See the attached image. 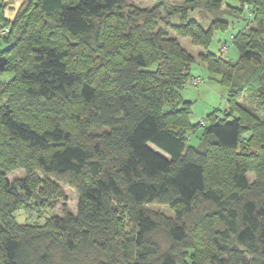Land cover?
<instances>
[{"label": "trees", "instance_id": "trees-1", "mask_svg": "<svg viewBox=\"0 0 264 264\" xmlns=\"http://www.w3.org/2000/svg\"><path fill=\"white\" fill-rule=\"evenodd\" d=\"M238 2L182 0L169 13L226 87L222 115L202 123L190 102L175 104L194 56L157 28L160 4L20 0L7 20L0 2V264H84L89 253L99 264H264V120L240 101L264 110V0ZM247 9L230 37L237 59L209 51L223 14ZM54 183L74 188L76 213L62 204L40 225L17 221L66 198Z\"/></svg>", "mask_w": 264, "mask_h": 264}, {"label": "rangeland", "instance_id": "rangeland-1", "mask_svg": "<svg viewBox=\"0 0 264 264\" xmlns=\"http://www.w3.org/2000/svg\"><path fill=\"white\" fill-rule=\"evenodd\" d=\"M2 0H0L1 2ZM7 5L3 7V15L4 18L7 20H11L14 16V13L19 8L20 0H5ZM127 3H132L141 8H151L156 4L161 5V13L162 19L158 21L157 28L165 31L170 36H177L179 44L182 48L187 50L194 56V61L190 66V75L192 77L201 76L204 79V83L198 86H193L188 83L183 85L180 90L178 91V99L175 103L178 107H181L183 101L190 102V109H191V116L193 120L196 122L202 123L206 115L211 113L214 110H219V115L221 116L225 107H226V87L218 81V75L215 73H209L205 66L202 64L201 60L198 57V53L202 51L199 46L193 45L191 39L188 36H182L176 34V32L172 29L170 23H179V17L181 14L175 13L173 15H169L171 11H173L174 5H180L182 0H125ZM238 0H223V8L227 6H238ZM228 12V11H225ZM247 12L245 11L241 17L231 16L229 14H223V19L228 22V28L224 31L222 30H215L210 41L208 50L222 54L224 57L235 61L238 57L237 51L232 46L230 37L234 34L239 28L242 27L244 23V19L247 17ZM193 13V14H192ZM190 15L194 16L196 19L200 20L203 16H208L210 12L208 11H194ZM226 46V49L223 48ZM4 48V45L0 43V49ZM1 79H5L3 76L0 77ZM240 101H242L243 105L247 107L253 108L260 117L264 120V110L261 108H255L258 101L251 100L250 97L244 96ZM192 123H195L191 121ZM203 133V127H198L194 131H187L185 133L186 137V144L188 146H198L201 141V136ZM156 151L162 153L157 148L153 147ZM163 154V153H162ZM41 179V176L38 175ZM247 176L250 179L253 177L251 173H248ZM7 179L11 182L14 181L16 178H23L24 171L22 169H17L13 172H10L6 175ZM55 186L65 194L66 198H55L51 197L49 199L48 207L46 206H37V208H42L41 215H39L36 210L26 211L25 209L18 210L15 213L16 219L19 222H34L38 225L44 223L46 216L51 215H61V207L62 204H65L70 212L73 214L76 213L77 210V194L73 187L71 186H64L61 184L54 183ZM155 208L160 209L164 213L171 214V210L168 207L164 206H155ZM34 214H37L35 217ZM153 240H155L160 247L166 248L167 246V239L161 234L156 233L153 236ZM99 260H104L99 255L94 253H89L87 257H84L82 261L84 264H99Z\"/></svg>", "mask_w": 264, "mask_h": 264}, {"label": "built area", "instance_id": "built-area-1", "mask_svg": "<svg viewBox=\"0 0 264 264\" xmlns=\"http://www.w3.org/2000/svg\"><path fill=\"white\" fill-rule=\"evenodd\" d=\"M224 49H226V46H223ZM202 83V79L200 77H194V78H191L188 82V84L190 85H198Z\"/></svg>", "mask_w": 264, "mask_h": 264}, {"label": "crops", "instance_id": "crops-1", "mask_svg": "<svg viewBox=\"0 0 264 264\" xmlns=\"http://www.w3.org/2000/svg\"><path fill=\"white\" fill-rule=\"evenodd\" d=\"M191 121L196 122L195 120H193V117L192 116H191Z\"/></svg>", "mask_w": 264, "mask_h": 264}]
</instances>
